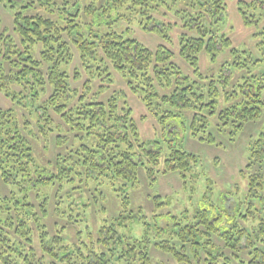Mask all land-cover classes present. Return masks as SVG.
<instances>
[{
	"label": "trees",
	"instance_id": "16d2710c",
	"mask_svg": "<svg viewBox=\"0 0 264 264\" xmlns=\"http://www.w3.org/2000/svg\"><path fill=\"white\" fill-rule=\"evenodd\" d=\"M0 2L14 23L9 32L0 19V92L11 102L0 106V264H152L147 238L120 235L115 222L103 224L94 238L86 210L105 199L108 187L126 191L121 195L123 214L114 220L138 221L140 215L124 218V213H129L128 193L140 167L148 166L153 179L160 165L164 172L193 177L196 157L180 149L187 133L213 143L212 134L200 136L211 118L241 129L260 117L264 74L228 90L231 67L239 69L242 61L225 62L221 74L211 77L200 68L204 51L212 62L228 50L241 59L231 37L218 27L226 20V0ZM237 7L246 26L261 21L255 10L264 9V1L238 0ZM40 8L44 14L28 13ZM168 14L181 23L165 22ZM134 19L165 43L152 51L130 36L128 28L112 29ZM177 25L183 30L179 56L194 77L174 62L170 31ZM73 47L79 66L73 65ZM248 60L253 65L264 62ZM112 70L155 115L162 138L142 139L124 89L101 98L115 83ZM83 75L82 86L74 87L73 81ZM222 92L225 106L217 110ZM174 124L179 132L171 129ZM52 137L54 158L45 160ZM258 144L252 152L258 172L250 176L244 195L222 193L216 203L206 194L192 215L172 218L161 227L159 223L155 234L168 238L159 248L178 264H264V135ZM38 147L42 153H36Z\"/></svg>",
	"mask_w": 264,
	"mask_h": 264
},
{
	"label": "rangeland",
	"instance_id": "374dc122",
	"mask_svg": "<svg viewBox=\"0 0 264 264\" xmlns=\"http://www.w3.org/2000/svg\"><path fill=\"white\" fill-rule=\"evenodd\" d=\"M251 2L253 0H245ZM264 1V0H261ZM238 0H226V20L218 24L219 29L228 34L232 41L233 47L241 53V59L237 54H232L231 51H226L215 61L210 60V55L204 51L200 55V68L204 72L205 77L217 76L223 70V64L235 61H242L243 66L239 69L235 65L233 68V78L230 82L228 90H231L235 84L242 83L247 77L254 74H264V62L261 61L257 65H253L248 60V56L253 59H264V34H262L264 27V9L259 7L255 10L256 16L260 18L258 25L246 26L243 19L238 12ZM38 6V5H36ZM42 12L43 9H34L29 11V14ZM163 18L165 22L173 20L172 23H181L178 18H172L168 14ZM159 17V15H157ZM0 19L2 20L3 28L8 27L9 32H13V17L11 13L0 2ZM206 22L209 21L208 16H204ZM128 28L129 35L140 41L152 51H156L160 44L165 43L162 37L156 32L147 31L138 24V20L134 19L131 22L123 21L120 24H113L112 29L121 31ZM104 31V30H103ZM171 35L173 37V44L170 46L175 53L174 62L181 68V70L189 76L194 77L193 70L190 66L179 56V40L178 35L183 32L182 28L177 26L171 27ZM76 52L75 62L73 65H80L79 54ZM230 70V68H228ZM73 72V69L71 70ZM112 76L115 83L111 85L106 93L102 95V99H106L116 89L122 88L128 96V101L134 110L133 116L139 126L141 137L143 140H152L163 137V127L154 114L146 109L145 105L140 99L131 92L127 87L126 82L121 75L112 70ZM86 76L83 75L82 80L73 81V86H82ZM264 82V78H263ZM100 82L95 83L98 87ZM238 93L240 90L238 87ZM216 98L218 105L217 110H222L225 106V96ZM261 99L264 100V90ZM234 102V100H232ZM11 105L9 98L0 92V106L7 108ZM188 119L191 118V113L185 114ZM217 116V115H215ZM221 124V122H220ZM217 118H211L209 129L205 133H201L202 137H209L212 134L214 142L210 143L207 140L202 141L199 138L186 134L185 138L180 142V149L193 153L197 162L194 164L193 177L187 174L186 178L178 172L167 171L164 172L163 165H160L156 171L155 179L149 175L147 167H140L137 173L138 181L134 187L129 189V213H124L125 216L140 215V218L133 221L129 218L123 219L122 223L114 220L123 214L125 209L123 205V195L126 191H114L106 187L105 199L102 202H93L86 210V218L90 232L94 238L98 237L99 230L103 224L116 223V229L120 235L128 236L133 239L149 240L148 248L152 264H178L168 252L159 248V243L165 241L163 235H156L155 232L160 223L170 221L172 218L184 217L185 215H192L197 209L199 210L202 201L205 200L206 194L209 199L218 203L222 198V193H232L239 197L248 191L250 176L258 172V167L255 166L254 158L252 157L253 149H259L258 141L264 135V106L261 108L260 117L254 121H249L241 129H235L234 125H220ZM171 129L180 131L177 124L171 126ZM237 130V131H236ZM183 134H179L182 137ZM54 136V135H53ZM55 139L49 144V155L46 154L45 160H51L55 154ZM43 147V146H42ZM43 149L38 147L36 153H42ZM41 157V161H44ZM252 165V169L247 166ZM0 184L3 185L0 176ZM6 190V189H5ZM85 192L89 191L84 189ZM92 197L91 192L88 193ZM239 200V199H238ZM103 207L106 210H103ZM133 212V213H130ZM120 219V218H119ZM136 221V222H135ZM145 222L149 225H145ZM147 227H149L147 229ZM162 241V242H163ZM114 264H124L123 262H115ZM231 264H242L237 260L232 261Z\"/></svg>",
	"mask_w": 264,
	"mask_h": 264
}]
</instances>
